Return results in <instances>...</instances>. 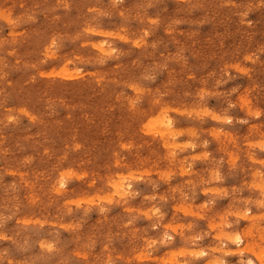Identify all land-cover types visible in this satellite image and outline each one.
I'll return each instance as SVG.
<instances>
[{"label": "rangeland", "instance_id": "obj_1", "mask_svg": "<svg viewBox=\"0 0 264 264\" xmlns=\"http://www.w3.org/2000/svg\"><path fill=\"white\" fill-rule=\"evenodd\" d=\"M250 260L264 0H0V264Z\"/></svg>", "mask_w": 264, "mask_h": 264}, {"label": "snow or ice", "instance_id": "obj_2", "mask_svg": "<svg viewBox=\"0 0 264 264\" xmlns=\"http://www.w3.org/2000/svg\"><path fill=\"white\" fill-rule=\"evenodd\" d=\"M129 186H130V185H129ZM239 242H240V238L237 237V238H236V243H239ZM198 255L203 256V255H205V253L201 252V253H199ZM248 264H253V262L250 260V261L248 262Z\"/></svg>", "mask_w": 264, "mask_h": 264}, {"label": "bare ground", "instance_id": "obj_3", "mask_svg": "<svg viewBox=\"0 0 264 264\" xmlns=\"http://www.w3.org/2000/svg\"><path fill=\"white\" fill-rule=\"evenodd\" d=\"M32 35V34H31ZM40 44V43H39ZM39 77V76H38ZM21 78V77H20ZM168 119V118H167ZM146 125V124H145ZM154 133V132H153ZM117 188H119V186H120V183H118L117 185ZM261 214V213H260Z\"/></svg>", "mask_w": 264, "mask_h": 264}]
</instances>
